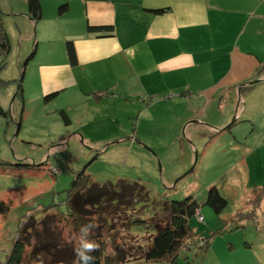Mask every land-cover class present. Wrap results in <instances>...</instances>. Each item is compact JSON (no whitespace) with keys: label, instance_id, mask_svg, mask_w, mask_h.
Segmentation results:
<instances>
[{"label":"rangeland","instance_id":"obj_1","mask_svg":"<svg viewBox=\"0 0 264 264\" xmlns=\"http://www.w3.org/2000/svg\"><path fill=\"white\" fill-rule=\"evenodd\" d=\"M11 1L19 5V0ZM3 3L7 0H1ZM19 21L17 16L2 14L12 51L0 68V159L25 166L0 168V202L8 207L0 213V261L25 219V223H37L47 210L62 215L66 190L81 171L101 185L126 180L142 184L148 191L146 202L138 203L133 213L140 222L127 228L121 225L126 220L123 208L97 206L105 223L116 224L114 230L104 229L108 254L112 253L111 233H116L125 247L132 242L145 247L148 236L155 232L152 225H145L166 217L160 203L192 196L199 205L204 220L193 216L189 225L196 241L212 235L205 250L194 244L176 263H166L142 260L140 249H135L124 264H264V198L249 218L235 217L246 206L253 186L264 184L263 91L245 100L247 110L236 121L233 114L225 117V102L220 107L222 115L220 110L212 112L207 107L200 110L198 119L189 116L192 109L189 112L186 102L162 94L149 95L155 98L149 102L140 96L126 100L113 93H97V103L94 94L88 95L90 98L81 102L84 107L78 100L76 110L69 109L70 126L60 113H23L16 98L26 66V58L17 62ZM252 111L259 114L255 122L250 117ZM212 116L227 122L217 128ZM189 122L193 127L200 125L187 139L184 129ZM208 126L213 130L207 131ZM211 186H216L228 202L220 214L205 203ZM57 215L48 222L65 223ZM59 231L55 236L60 242L75 246L83 242V236L74 235L70 226H59Z\"/></svg>","mask_w":264,"mask_h":264},{"label":"crops","instance_id":"obj_2","mask_svg":"<svg viewBox=\"0 0 264 264\" xmlns=\"http://www.w3.org/2000/svg\"><path fill=\"white\" fill-rule=\"evenodd\" d=\"M63 3L68 7L60 14ZM40 5L35 21L26 0L19 5L0 0L2 14L21 23L17 62L34 50L21 78L23 113L63 110L70 126L69 109L88 95L97 103V93L126 100L162 94L186 102L190 117L207 107L222 115L225 102V117L233 114L236 121L247 110L245 100L264 92V0H40ZM161 7L169 9L150 10ZM67 41L74 45V63ZM258 115L250 113L253 122ZM218 118L212 124L223 127L227 120ZM191 124L184 129L187 139L200 125Z\"/></svg>","mask_w":264,"mask_h":264},{"label":"trees","instance_id":"obj_3","mask_svg":"<svg viewBox=\"0 0 264 264\" xmlns=\"http://www.w3.org/2000/svg\"><path fill=\"white\" fill-rule=\"evenodd\" d=\"M26 3L30 17L35 21L40 19V0H26ZM67 7V3L61 4L58 12L60 14L64 13ZM168 9L169 7H161L150 10L159 14ZM88 28L90 31H112L108 26L92 28L89 26ZM10 50V43L2 22V11L0 8V68L4 66ZM66 51L69 61L74 63L76 61V55L72 41L66 42ZM33 56L34 50L31 51L25 63L27 64ZM148 96L144 98H147L150 102L155 99L153 97L156 95L153 97ZM17 97L21 103L22 111L23 98L21 82L17 87ZM52 97L53 94L47 95L44 101H48ZM59 112L63 117L64 123L67 124L69 119L65 111L60 110ZM0 113L3 114L1 107ZM19 127L20 121L18 120L16 133H18ZM12 165L25 166L22 162L10 163L0 159V168ZM88 177L85 172L80 171L72 179L69 188L66 190V196L63 201L65 210L61 212L62 215L50 213L47 210L46 212L44 211L43 218L38 220L37 223H25L27 221L25 219V222L18 226L16 235L12 240V245L6 253L5 258L0 261V264H82L76 250L80 248L83 242H92L97 245L91 252H86L87 255L93 257L91 264H124L125 260L127 261L128 259L127 256H134L133 251L135 249H140L138 256L142 260L176 263L180 254L183 251L189 250L194 244L204 250L208 247L212 235L202 237L198 241L194 240V231L189 225V220L193 216L199 221H203L204 218L197 201L192 196H188L180 200H170L159 204L161 213L166 214V217L165 219L160 217L157 223L145 225V227H151L152 225L155 231L148 236V243L145 247L140 248V245L134 246L133 244L135 243L132 241H130L132 242L130 245L125 247L120 243L118 235L111 233L108 237L110 240L109 247L112 253L108 254L106 252L108 238L106 239L104 236V229L114 230L116 224L109 225L105 223L99 215L101 213H98L99 208L97 206H100V204H114L115 206L118 205L120 208H123V212L126 214V220H123L121 225L127 228L132 222H140L137 217L133 216V213L137 211L135 206L138 203L146 202L148 191L142 184L137 182L118 180L115 184L105 183L101 185L91 181ZM249 192L250 199L247 200L246 206L235 215L238 219L243 220L249 218L254 214L255 209L259 208L264 198V184L254 185ZM205 203L216 214H220L226 208L228 202L216 186H211L207 190ZM3 205L4 203L0 202V213L5 212L8 208L7 206L3 207ZM52 206L54 205L49 207ZM246 207L250 209H246ZM251 209L252 211H249ZM55 215L59 218L61 217L59 219L60 222L65 223H49L48 218L54 219ZM89 225L91 227H89L86 234L81 232L82 227ZM59 226H70L74 235L83 236V242L77 246L70 242H60V239L55 236V233H60ZM133 237L131 235L130 239Z\"/></svg>","mask_w":264,"mask_h":264},{"label":"clouds","instance_id":"obj_4","mask_svg":"<svg viewBox=\"0 0 264 264\" xmlns=\"http://www.w3.org/2000/svg\"><path fill=\"white\" fill-rule=\"evenodd\" d=\"M89 226H84L81 228V232L83 233H87L89 230ZM97 245L92 243V242H83L80 246V248H78L77 251V255L80 258V261L82 262V264H91V261L93 260V257L90 255H87L86 252H91L94 248H96Z\"/></svg>","mask_w":264,"mask_h":264},{"label":"water","instance_id":"obj_5","mask_svg":"<svg viewBox=\"0 0 264 264\" xmlns=\"http://www.w3.org/2000/svg\"><path fill=\"white\" fill-rule=\"evenodd\" d=\"M259 81V80H258ZM19 82H21V78H20V80H19ZM252 82V81H251ZM254 82V81H253Z\"/></svg>","mask_w":264,"mask_h":264}]
</instances>
